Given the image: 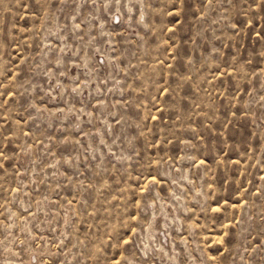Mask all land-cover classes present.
<instances>
[{
  "label": "rangeland",
  "instance_id": "374dc122",
  "mask_svg": "<svg viewBox=\"0 0 264 264\" xmlns=\"http://www.w3.org/2000/svg\"><path fill=\"white\" fill-rule=\"evenodd\" d=\"M0 264H264V0H0Z\"/></svg>",
  "mask_w": 264,
  "mask_h": 264
}]
</instances>
